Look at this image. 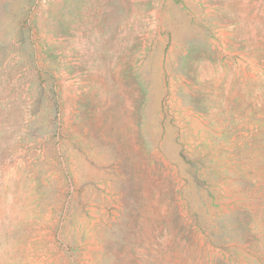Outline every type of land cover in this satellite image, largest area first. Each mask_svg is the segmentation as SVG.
<instances>
[{"label":"rangeland","instance_id":"1","mask_svg":"<svg viewBox=\"0 0 264 264\" xmlns=\"http://www.w3.org/2000/svg\"><path fill=\"white\" fill-rule=\"evenodd\" d=\"M0 264H264V0H0Z\"/></svg>","mask_w":264,"mask_h":264}]
</instances>
